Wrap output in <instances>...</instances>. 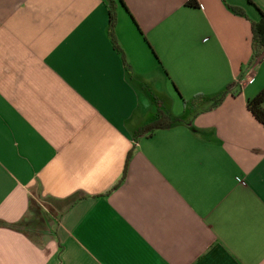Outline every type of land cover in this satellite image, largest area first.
I'll return each instance as SVG.
<instances>
[{
    "label": "crops",
    "instance_id": "obj_1",
    "mask_svg": "<svg viewBox=\"0 0 264 264\" xmlns=\"http://www.w3.org/2000/svg\"><path fill=\"white\" fill-rule=\"evenodd\" d=\"M224 1L246 17L223 0H113L120 53L108 0H0V264H264V126L247 108L264 0ZM141 89L174 115L227 93L135 135L161 109Z\"/></svg>",
    "mask_w": 264,
    "mask_h": 264
},
{
    "label": "trees",
    "instance_id": "obj_2",
    "mask_svg": "<svg viewBox=\"0 0 264 264\" xmlns=\"http://www.w3.org/2000/svg\"><path fill=\"white\" fill-rule=\"evenodd\" d=\"M109 4V19L107 25V35L110 38V41L115 48L116 51L122 52L119 47L116 37H115V26H116V7L113 5V0H108ZM124 7L122 0H118ZM225 3V1L223 0ZM189 5L195 6L196 4L190 2ZM226 7L230 12L234 15H239L246 17L245 12L242 8L232 6L228 3H225ZM251 26V48H252V62L254 58H257L261 52H264V13H260V17L258 20L250 21ZM227 91L224 90L220 93L212 94V95H196L191 97L188 100L183 101V110L181 114L174 115L168 113L165 110L157 109L156 114L152 118V120L146 125L140 127L135 135H139L142 133H152L153 131L161 128H166L174 125L187 124L192 121V118L199 113L208 111L213 109L214 107L220 105L221 101L224 99ZM152 95V99L155 101H159V97ZM264 87L252 98L247 101V108L251 112V114L264 126ZM133 152L129 151L125 157L123 170L118 182L112 187L116 189L126 178V171L130 159L132 158Z\"/></svg>",
    "mask_w": 264,
    "mask_h": 264
},
{
    "label": "rangeland",
    "instance_id": "obj_3",
    "mask_svg": "<svg viewBox=\"0 0 264 264\" xmlns=\"http://www.w3.org/2000/svg\"><path fill=\"white\" fill-rule=\"evenodd\" d=\"M146 77V78H145ZM139 79L141 80V81H147V82H149L150 84H152V86H154L155 85V83L157 82V77L155 76V75H153V74H151V75H148V76H144V77H139ZM141 87L143 88V85H141ZM141 91V93L143 94H146L144 97H143V99H144V101H145V103H149V105L151 106V108H153L154 109V104H153V102H154V100L152 99V95H150L149 94V91L147 90V89H141L140 90ZM151 100V101H150ZM152 102V103H151ZM165 102V100L164 99H160L159 100V105H160V107H161V109H163V110H167L168 108H165L164 106H163V103ZM150 108V107H149ZM147 111H148V109H147Z\"/></svg>",
    "mask_w": 264,
    "mask_h": 264
}]
</instances>
